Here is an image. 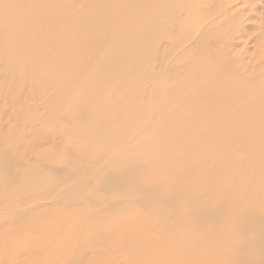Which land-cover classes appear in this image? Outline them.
<instances>
[{
  "label": "bare ground",
  "instance_id": "bare-ground-1",
  "mask_svg": "<svg viewBox=\"0 0 264 264\" xmlns=\"http://www.w3.org/2000/svg\"><path fill=\"white\" fill-rule=\"evenodd\" d=\"M31 261L264 264V0H0V264Z\"/></svg>",
  "mask_w": 264,
  "mask_h": 264
},
{
  "label": "rangeland",
  "instance_id": "rangeland-1",
  "mask_svg": "<svg viewBox=\"0 0 264 264\" xmlns=\"http://www.w3.org/2000/svg\"><path fill=\"white\" fill-rule=\"evenodd\" d=\"M93 208H94V207H91V210H88V212H87V208H84V207H83V210L86 209V210H84L85 212H84V211H83V212H82V211H81V212L78 211V213H76V214H79V215H76V216H80V214H81V218H82V215H83L84 213H85V216H89L90 214H92V211L94 210ZM77 209H78V208H77ZM89 209H90V207H89ZM69 210H70V209H69ZM71 210H73V209H71ZM79 210H82V208H79ZM74 211H75V210H74ZM86 212H87L88 214H86ZM74 217H75V213H74ZM20 251H22V250H20ZM22 252H24V251H22ZM14 253H15V251H14ZM20 260H21V259H19V261H20ZM31 262H32V261H31ZM31 262H29V263L26 262L25 264H27V263L30 264ZM33 262H34V261H33ZM33 262H32L31 264H34ZM59 263L61 264V262H58V264H59ZM62 263H63V264H66L65 261H62ZM35 264H39V263H37V261H36ZM55 264H56V263H55Z\"/></svg>",
  "mask_w": 264,
  "mask_h": 264
}]
</instances>
